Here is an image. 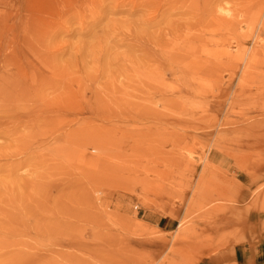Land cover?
I'll list each match as a JSON object with an SVG mask.
<instances>
[{
    "label": "rangeland",
    "instance_id": "rangeland-1",
    "mask_svg": "<svg viewBox=\"0 0 264 264\" xmlns=\"http://www.w3.org/2000/svg\"><path fill=\"white\" fill-rule=\"evenodd\" d=\"M263 236L264 0H0V264H255Z\"/></svg>",
    "mask_w": 264,
    "mask_h": 264
},
{
    "label": "crops",
    "instance_id": "crops-1",
    "mask_svg": "<svg viewBox=\"0 0 264 264\" xmlns=\"http://www.w3.org/2000/svg\"><path fill=\"white\" fill-rule=\"evenodd\" d=\"M248 250L250 251V248ZM248 254L249 256L253 254V263L264 264V236L256 244H254L252 253Z\"/></svg>",
    "mask_w": 264,
    "mask_h": 264
},
{
    "label": "bare ground",
    "instance_id": "bare-ground-1",
    "mask_svg": "<svg viewBox=\"0 0 264 264\" xmlns=\"http://www.w3.org/2000/svg\"><path fill=\"white\" fill-rule=\"evenodd\" d=\"M80 138V137H79ZM185 149V148H184ZM93 160V159H92ZM84 163V162H83ZM87 181V180H86ZM97 193V192H96ZM219 196H220V194H219ZM218 196V197H219ZM212 198V197H211ZM120 201V200H119ZM208 201V200H207ZM210 201V200H209ZM205 203V202H204ZM107 206V205H106ZM124 207V206H123ZM203 207V206H202ZM221 208V207H220ZM211 211V210H210ZM213 211V210H212ZM215 211V210H214Z\"/></svg>",
    "mask_w": 264,
    "mask_h": 264
}]
</instances>
